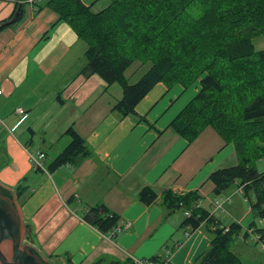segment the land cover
<instances>
[{
  "label": "crops",
  "instance_id": "0c3cea01",
  "mask_svg": "<svg viewBox=\"0 0 264 264\" xmlns=\"http://www.w3.org/2000/svg\"><path fill=\"white\" fill-rule=\"evenodd\" d=\"M47 1L39 0L37 6ZM80 1L94 12L108 5L107 0ZM18 3L20 21L0 29V183L23 192L17 197L27 238L23 242L53 264H94L100 259L123 264L129 259L134 264L154 257L156 264H193L208 249L211 234L204 224L192 232L181 227L184 212L167 215L160 195L166 190L176 195L196 190L202 197L196 206L210 214L223 194L205 199L203 191L213 190L208 176L238 164L234 147L211 128L192 143L169 128L197 94L198 83L188 89L158 83L149 91L135 111L154 129L135 116L120 119L111 109L122 90L109 93L113 85L105 90L99 76L80 73L86 65L85 43L66 23H56L53 11L34 8L25 0H0V23L10 20ZM70 127L92 154L49 171L70 142L65 134ZM39 152L45 155L43 169H34L30 156ZM261 161L264 158L258 165ZM262 168L264 173V164ZM146 186L159 196L148 207L137 198ZM235 203L238 209L243 206L240 200ZM98 205L119 216V225L130 224L128 229L109 238L87 224L84 214ZM226 207L220 212L229 221L218 211L213 216L227 227L236 223L239 246L247 247V240L254 242V234L247 232L253 227L243 226ZM236 246L230 249L241 259L247 251Z\"/></svg>",
  "mask_w": 264,
  "mask_h": 264
},
{
  "label": "trees",
  "instance_id": "16d2710c",
  "mask_svg": "<svg viewBox=\"0 0 264 264\" xmlns=\"http://www.w3.org/2000/svg\"><path fill=\"white\" fill-rule=\"evenodd\" d=\"M107 1V7L99 12L80 0H48L37 9L53 11L56 23H66L85 43L86 65L81 74L99 76L105 90L119 85L122 98L115 102L111 112L120 119L135 116L154 129L135 111L149 91L158 83L184 89L198 83L197 94L169 128L188 143L211 128L226 145L231 144L238 164L208 176L207 181L213 185L212 196H220L231 188L240 189L249 202L252 218L264 217V173L254 167L264 158V50L255 51L252 44L254 38L264 37V0ZM21 15L20 8L12 23L19 22ZM9 24L4 23L3 27ZM129 68V78L139 71L144 73L130 83L125 76ZM65 134L70 142L48 166L49 171L92 154L72 127ZM22 193L18 187V199ZM158 197L148 186L137 195L146 207ZM200 198L196 190L184 195L166 190L160 195L167 215L190 211L181 227L192 232L204 224L211 234L208 249L193 264H243L230 249L238 235L237 224L229 225L224 233L222 228L227 226L196 206ZM83 220L107 235L118 224L119 216L98 205L88 209ZM249 226L255 228V222ZM150 260L159 262L155 257ZM108 264L123 262L113 260ZM124 264L133 263L126 259Z\"/></svg>",
  "mask_w": 264,
  "mask_h": 264
},
{
  "label": "water",
  "instance_id": "95a60500",
  "mask_svg": "<svg viewBox=\"0 0 264 264\" xmlns=\"http://www.w3.org/2000/svg\"><path fill=\"white\" fill-rule=\"evenodd\" d=\"M19 3L14 15L4 23L12 22L17 15ZM24 223L14 190L0 183V264H53L37 248L24 243Z\"/></svg>",
  "mask_w": 264,
  "mask_h": 264
},
{
  "label": "rangeland",
  "instance_id": "374dc122",
  "mask_svg": "<svg viewBox=\"0 0 264 264\" xmlns=\"http://www.w3.org/2000/svg\"><path fill=\"white\" fill-rule=\"evenodd\" d=\"M42 2H41V4H43L44 2V0H41ZM108 3V2H107ZM252 44H253V49L255 50V51H261V50H264V37H261V36H259V37H256V38H254L253 40H252ZM131 71H132V68H129V69H127L126 70V72H125V76L126 77H128V79H129V81H130V83H134V82H136L142 75H143V71H139L134 77H132V78H129L130 77V75H131ZM114 88H118L119 90H121V88L119 87V85L118 84H114L113 85V87H111V89H109V93H112L113 94V90H114ZM112 91V92H111ZM261 162H263V163H260V165H258V161L254 164V167H257V169H258V172H260V173H262L263 172V168H262V166H263V164H264V161H261ZM262 164V165H261ZM258 167H260V168H258ZM208 186H212V184L211 183H209V185ZM231 190H233V191H231ZM242 191V190H241ZM226 192H229V193H227V194H225ZM226 192H224L223 193V196H220V197H224V198H226V197H231V200L233 201V203L231 204V205H229V207H226L227 205H225V209L230 213V215H238V219H240L241 221H242V225L243 226H246L247 224H250L251 223V221H252V217H251V214L249 213V210H248V208H249V202L243 197V195H242V193H239L238 192V190H237V188H231L230 190H228V191H226ZM231 192V193H230ZM233 192V193H232ZM203 193H205V195H206V197H205V199H210L211 198V192H205V191H203ZM230 195H232V196H230ZM240 195H242V196H240ZM201 197V196H200ZM200 199H202V197L200 198ZM204 199V198H203ZM250 199H251V201H254L253 200V197L250 195ZM237 200H240V201H242L243 203V206L240 208V209H238L236 206V201ZM205 203H207V202H205ZM230 210V211H229ZM219 215H221V216H224V217H226L225 219H226V221H229L230 219H228L227 217V215L226 214H224L223 212H220V211H218L217 212ZM259 220L260 219H254V222H255V225H256V227H255V229L258 231V230H262L263 229V227H264V225H262L260 222H259ZM232 222H230V224H231ZM229 224V225H230ZM228 225V226H229ZM240 239V237H239V235H237V236H234V240H233V242H232V246L233 245H235V244H237V246H236V248H238V247H240L239 246V240ZM247 247L246 246H244V247H240V249L242 250V251H247V254H244V256H241V261H242V263L243 264H264V248L262 249V246L259 244V243H257V244H255L254 242H252V240H247ZM235 248V249H236ZM252 249H253V251H255V252H253L252 251ZM232 250H233V247H232ZM231 250V251H232ZM243 255V254H242ZM243 257V258H242ZM101 264H108V262H103V263H101Z\"/></svg>",
  "mask_w": 264,
  "mask_h": 264
},
{
  "label": "built area",
  "instance_id": "2783aa9c",
  "mask_svg": "<svg viewBox=\"0 0 264 264\" xmlns=\"http://www.w3.org/2000/svg\"><path fill=\"white\" fill-rule=\"evenodd\" d=\"M39 0H25V3L33 6L34 8L37 7ZM1 94V91H0ZM17 112L22 115L24 112L21 109H18ZM45 159V155L44 153H37L34 156H30V163L32 165V167L34 169H43V165H42V161ZM239 193H242V191L240 189H237ZM231 202V197H219L218 199H216L214 201L213 204V208L210 211L211 213H207L208 216H212L214 212L217 211H222L224 205L229 204ZM199 207V206H198ZM184 216L186 218H188L190 216V211H184ZM259 222L261 224L264 225V217H262ZM130 226V224H124V225H119L117 224L116 226H114L112 229H110V231L107 233V236L109 238L116 236L118 234H120L121 232L125 231L128 229V227ZM223 232L226 233L228 232L229 228H222ZM251 230V229H249ZM247 231L249 234L253 233L254 234V242L255 243H259L261 244L262 248H264V229H262L260 232H258L255 228H253L251 231ZM190 231V229L188 228V232ZM186 236H188V233L186 234ZM167 257H169V252H167ZM134 264H156V262H154L153 260H135ZM163 264H167L166 262Z\"/></svg>",
  "mask_w": 264,
  "mask_h": 264
}]
</instances>
